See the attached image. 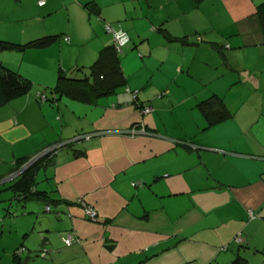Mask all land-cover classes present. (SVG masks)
I'll return each mask as SVG.
<instances>
[{"label": "crops", "instance_id": "obj_1", "mask_svg": "<svg viewBox=\"0 0 264 264\" xmlns=\"http://www.w3.org/2000/svg\"><path fill=\"white\" fill-rule=\"evenodd\" d=\"M260 1L0 0V40L57 36L0 50V64L31 81L0 105V184L26 166L14 168L17 158L31 162L39 147L63 144L35 172L33 187L46 199L18 201L36 214L28 256L49 248L31 264H264ZM105 25L127 35L119 50L125 86L88 101L52 93L58 68L80 75L113 42ZM208 96L229 114L208 123L198 104ZM79 197L96 221L71 202ZM67 229L77 240L64 245Z\"/></svg>", "mask_w": 264, "mask_h": 264}, {"label": "trees", "instance_id": "obj_2", "mask_svg": "<svg viewBox=\"0 0 264 264\" xmlns=\"http://www.w3.org/2000/svg\"><path fill=\"white\" fill-rule=\"evenodd\" d=\"M88 8L90 9V6ZM253 16L259 30L261 31L264 41V0L255 5ZM56 37V35L52 34L43 35L21 43L0 40V50L5 48L22 49L24 47L34 46L43 47L49 45L53 40L56 39ZM119 56L120 52L115 49L114 43L112 42L99 49L95 58L87 66H85L86 71L81 75H70L64 69L58 68L56 71V81L51 87V92L55 95L57 93V95H66L68 97L80 99L83 101H88L89 99L95 98L100 95L115 93L119 87L125 86V74L120 68ZM78 69H81V67H78ZM30 87L31 81L29 79L20 75L17 71L6 68L5 66L0 64V105L4 104L13 97L26 93L30 89ZM125 90L130 94L135 91L132 89H128L127 87H125ZM35 97L37 98V100L47 99L45 95L42 94V92H37ZM216 101V98H214L213 96H208L207 98L198 102L199 108L201 109L208 123L215 122L218 119L223 118L229 114L228 110L223 107L222 104V107H216ZM142 105L148 106L147 104H139L141 108ZM76 138L78 139V136L73 137V139ZM71 141L72 140H68L64 143L68 144ZM61 146H63V144L53 146V148L49 149V151L47 152L41 151H44L48 147V144L39 147L33 154L34 156L36 154H39V156L37 155L38 157L34 158V160H32L31 162H29V156H22L17 158V162L15 163L14 168H19L22 164L26 166L21 169L19 174L8 185V188H11L10 190L12 191V197H16L18 200H21L25 198H39L41 196V200L46 199L44 196V191L34 189L33 187L35 182V172L37 171L38 167L45 165L48 158L55 151V149ZM71 202L75 203L80 208L79 202L75 200ZM45 204L48 205V209L44 208ZM42 205L43 211L51 212L55 216L58 215L57 210H51L48 202H45ZM81 215L83 218H85L83 214ZM96 220L97 216L93 221ZM65 232H72L76 238L74 241L77 240L75 232L72 229H67L60 235L61 241L62 236L65 234ZM25 249L27 251L26 255L27 257H29L28 260L33 258L35 255L44 258L49 252L48 246L42 244L34 250V255L31 253L32 256L30 257V255L28 256V254H30L28 253L29 248L21 244L20 246H16L13 249L11 264H26V255L23 261H21L19 258V255ZM234 262L235 260H233L230 264H234Z\"/></svg>", "mask_w": 264, "mask_h": 264}, {"label": "rangeland", "instance_id": "obj_3", "mask_svg": "<svg viewBox=\"0 0 264 264\" xmlns=\"http://www.w3.org/2000/svg\"><path fill=\"white\" fill-rule=\"evenodd\" d=\"M83 67L84 68L79 72L80 75L86 71L85 66ZM36 178H40V172L36 175ZM10 183V181H5V183L0 184V193L3 191L8 192L5 198L0 196V264H11L12 250L21 244L31 248L26 244L27 239L30 235L32 240L37 236L35 231V224L37 221L32 220V218L36 216L35 212L28 210V206H21L18 202L19 200L16 197H12V191H8V188L5 189L7 184ZM39 185L40 182H38V186ZM30 202H35L37 204V210L41 211V209H43L41 201L31 199ZM6 211L9 213H6ZM24 225H26L25 230L23 227ZM34 242H36V239L33 241V244ZM26 254L27 251L25 249L19 255L21 261L25 259ZM33 258L41 257L35 255ZM31 260L32 259H26V264H31Z\"/></svg>", "mask_w": 264, "mask_h": 264}, {"label": "built area", "instance_id": "obj_4", "mask_svg": "<svg viewBox=\"0 0 264 264\" xmlns=\"http://www.w3.org/2000/svg\"><path fill=\"white\" fill-rule=\"evenodd\" d=\"M43 2V0H37V4H41ZM105 29L107 31H110L112 33V38H113V43H114V47L117 51L120 50L121 46L124 45V43L127 41V35L125 34L124 31H121V30H111V28L109 27V25H105ZM64 39L67 38V36H63ZM135 91L132 92V95H134ZM149 110V106H143L141 108V112H147ZM137 131H143V127L140 125L139 128H133V127H130V128H126V129H122L120 130V132H123V133H126V134H129V135H133L135 134ZM85 137L88 136V134H84ZM53 148V146H50V147H47L44 151L42 152H45L49 149ZM75 201L79 202L80 204V209H81V212L82 214L84 215V217L90 221H93L95 220L97 214H96V210L94 209V207L85 202L83 199H81L80 197L79 198H76ZM44 208L45 209H48V205L45 204L44 205ZM248 214L249 216H252L253 215V212L251 210H248ZM75 235L72 233V232H65V234L62 236V242L65 244V245H69L71 244V242H73L75 240ZM234 240L239 242L241 240V236L239 234H236L234 236Z\"/></svg>", "mask_w": 264, "mask_h": 264}, {"label": "clouds", "instance_id": "obj_5", "mask_svg": "<svg viewBox=\"0 0 264 264\" xmlns=\"http://www.w3.org/2000/svg\"><path fill=\"white\" fill-rule=\"evenodd\" d=\"M125 43H126V42H125ZM125 43H124V44H125ZM122 46H123V45H122ZM122 46H121V47H122ZM37 155L39 156V154H37ZM38 156H33V157H31V160H34V158H36V157H38Z\"/></svg>", "mask_w": 264, "mask_h": 264}, {"label": "flooded vegetation", "instance_id": "obj_6", "mask_svg": "<svg viewBox=\"0 0 264 264\" xmlns=\"http://www.w3.org/2000/svg\"><path fill=\"white\" fill-rule=\"evenodd\" d=\"M47 151H49V150H47ZM47 151H46V152H47Z\"/></svg>", "mask_w": 264, "mask_h": 264}]
</instances>
